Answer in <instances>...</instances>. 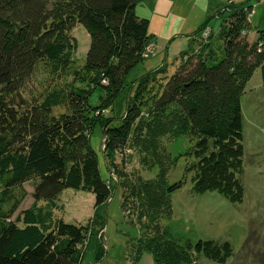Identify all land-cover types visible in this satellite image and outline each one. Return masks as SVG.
Listing matches in <instances>:
<instances>
[{"label":"trees","instance_id":"trees-1","mask_svg":"<svg viewBox=\"0 0 264 264\" xmlns=\"http://www.w3.org/2000/svg\"><path fill=\"white\" fill-rule=\"evenodd\" d=\"M137 1L0 0V264H81L83 244L90 234H98L101 219L93 212L84 224L66 223L54 218L53 211L65 188L90 192L94 207L111 193L88 145L87 132L95 124L104 138L105 166L114 152L130 145L145 156L150 153L141 161L144 166L149 160L148 167L156 166L150 179L133 174L128 178L115 169L123 217L129 215L127 221H134L143 233L131 245L129 264H136L143 253L157 264H199V254L222 262L231 255L226 240L180 245L160 228V217L170 214V194L183 184L166 182L174 159L160 137L195 136L191 153L197 159L187 168L194 170L191 189L216 190L232 203L240 200L242 186L235 177L242 152L239 98L255 69L264 87V29L248 41L246 14L251 6L233 0L220 3L215 14L227 13L219 27L223 56L208 63L207 43L198 52L181 51L178 65L159 82L147 111L139 116L141 91L163 73L165 63L146 70L134 82L120 123L109 126L105 108L122 87L124 75L142 60L152 37L148 19L134 11ZM75 24L88 36L82 67L91 83L85 88L54 83L27 96L24 83L35 66H66L69 31ZM197 28L203 29V23ZM96 86L105 95L92 106L87 93ZM208 141L214 149L205 152ZM26 183L31 202L17 211L27 194ZM98 244L95 260L101 257Z\"/></svg>","mask_w":264,"mask_h":264},{"label":"rangeland","instance_id":"rangeland-1","mask_svg":"<svg viewBox=\"0 0 264 264\" xmlns=\"http://www.w3.org/2000/svg\"><path fill=\"white\" fill-rule=\"evenodd\" d=\"M227 1L175 0L173 5L176 10L172 11L170 17L173 18L176 14L174 18L178 21H174L178 24L176 33L181 32V34L179 33L169 43L164 34H157L158 36L153 34L152 42H157L155 50L153 49L155 42L154 44L150 42L151 49H147L142 60L124 75L122 87L105 108L104 116L110 118L109 126H116L120 123L126 100L134 92L135 80L146 69L149 71L153 69L154 66L148 65H153L152 63L159 59L160 61L156 64L165 63L163 73L147 83L145 90L143 89L142 94L140 93L142 98H139L143 103L138 115L145 114L159 82L162 84L178 65L179 59L174 58V55L170 53L173 45L183 42L185 45L181 48L183 50L192 43L193 51L198 52L207 43L206 48L210 50V57L206 59L208 63L223 56V41L219 35V27L227 13L215 14L217 11L215 8H221V4ZM233 2L251 6L246 14L248 27L245 37L248 41H252L256 37V31L264 29V0H233ZM218 3L221 4L218 5ZM142 9V6H139L134 11L139 16L144 13L140 12ZM202 23L203 29L198 30L197 27ZM69 34L72 37V43L68 50L66 66L61 70L55 67L60 64L39 63L35 66L32 74L24 83L23 90L27 96L42 93L54 83L70 82L72 87L79 88H85L91 83L90 74L85 73L82 67L88 36L80 24H75ZM167 48L169 49L168 54ZM165 51L168 55L166 57H164ZM147 66L150 68H146ZM87 94L88 104L92 106L97 105L101 97L105 95L104 89L99 86L91 88ZM239 103L242 118V152L240 169L235 173V177L242 186V193L240 200L235 203L229 202L216 190L195 192L191 189V177L194 170L190 171L187 168L197 159L191 153L197 140L195 136L178 134L171 138L160 137L165 150L174 159L173 165L166 171V182L168 184L177 180L183 182L179 189L170 194V214L160 217V228L169 240L180 245L192 244L197 239H203L218 243L226 240L232 247L231 255L222 262H215L203 254L197 255L195 261L199 264H264V87L261 86L259 69H255L246 81ZM87 135L88 145L96 158L99 174L112 186L111 193L105 203L94 207L93 195L90 192L65 188L56 201L53 217L60 218L66 223L84 224L94 212L101 219L102 227L98 229L97 235L90 234L86 238L80 263L129 264L128 253L131 245L143 233L139 231L134 221H127L130 220L129 215L125 216L127 220L123 217L120 210L121 190L118 185H114L117 181L116 172L117 170L123 171L128 178L130 174H133L134 177L139 175L142 179H150L156 173V166L148 167L150 160L148 165L144 166L141 161L144 157L148 160L150 153L146 152L147 156H145L131 145V147L125 146L123 150L114 152L113 163L108 159V164L105 166L104 138L100 127L95 124L88 130ZM210 143V141L206 143L205 152L214 149ZM23 186L27 194L17 211L27 207L31 202L30 186L27 183ZM97 244L101 257L95 260L93 250ZM136 264L157 263L152 261L148 253H143Z\"/></svg>","mask_w":264,"mask_h":264},{"label":"crops","instance_id":"crops-1","mask_svg":"<svg viewBox=\"0 0 264 264\" xmlns=\"http://www.w3.org/2000/svg\"><path fill=\"white\" fill-rule=\"evenodd\" d=\"M143 1V2H141ZM174 2L175 0H139L135 3L134 9L136 7L142 6V10L140 12H144L143 15H139L141 17H148V30H150V33L153 34L154 36H158L157 34H164L166 37V40H168L167 42L169 43L174 37H176L177 35H179V33L181 34V32H177L176 33V29L178 24H176L175 22H178L176 19H174L176 17L175 16L172 18L170 17L172 14V11L176 10L174 8ZM142 3V4H141ZM220 3H218L219 5ZM148 11V13H146ZM175 21V22H174ZM152 37L150 38V42L151 44H154V42H152ZM189 40V39H188ZM183 42H179L176 45H173V47L171 48L170 53L172 55H174V58L176 57V55H178L181 51L183 50H188V49H192V43L189 47H186L185 49L181 50V48L184 45ZM152 46V45H151ZM155 46H157V42H155V44L153 45V49L155 50ZM165 47H167L165 45ZM178 48H180V50L178 51ZM193 50V49H192ZM177 52V53H176ZM169 53V49L167 48V54ZM168 55H166V51H165V55L164 57H166ZM160 61L159 59L155 60L152 64L153 65H148V66H158L160 65V63L156 64V62ZM155 64V65H154ZM146 67V68H150V67ZM152 67V68H154ZM148 70V69H146Z\"/></svg>","mask_w":264,"mask_h":264},{"label":"built area","instance_id":"built-area-1","mask_svg":"<svg viewBox=\"0 0 264 264\" xmlns=\"http://www.w3.org/2000/svg\"><path fill=\"white\" fill-rule=\"evenodd\" d=\"M205 31H206V30H205ZM206 32H207V31H206ZM204 33H205V32H204ZM147 49L150 50V45H149V47H148ZM147 49H146V51H148ZM146 51H145V52H146ZM144 54H145V53H144ZM144 54H143V55H144Z\"/></svg>","mask_w":264,"mask_h":264}]
</instances>
